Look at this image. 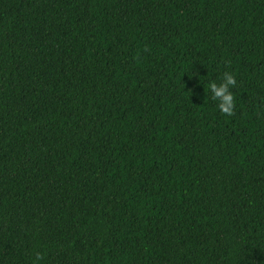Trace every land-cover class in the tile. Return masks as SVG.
Returning <instances> with one entry per match:
<instances>
[{
    "label": "trees",
    "instance_id": "obj_1",
    "mask_svg": "<svg viewBox=\"0 0 264 264\" xmlns=\"http://www.w3.org/2000/svg\"><path fill=\"white\" fill-rule=\"evenodd\" d=\"M0 264H264V0H0Z\"/></svg>",
    "mask_w": 264,
    "mask_h": 264
},
{
    "label": "clouds",
    "instance_id": "obj_2",
    "mask_svg": "<svg viewBox=\"0 0 264 264\" xmlns=\"http://www.w3.org/2000/svg\"><path fill=\"white\" fill-rule=\"evenodd\" d=\"M237 84V80L234 74L226 72L224 75L223 83L219 85L213 81L209 84L212 96L214 100L218 101V109L226 114L232 115L235 108L234 94L231 91Z\"/></svg>",
    "mask_w": 264,
    "mask_h": 264
}]
</instances>
